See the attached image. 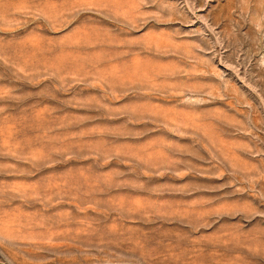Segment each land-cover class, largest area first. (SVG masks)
I'll return each instance as SVG.
<instances>
[{
	"label": "rangeland",
	"instance_id": "obj_1",
	"mask_svg": "<svg viewBox=\"0 0 264 264\" xmlns=\"http://www.w3.org/2000/svg\"><path fill=\"white\" fill-rule=\"evenodd\" d=\"M0 264H264V0H0Z\"/></svg>",
	"mask_w": 264,
	"mask_h": 264
}]
</instances>
